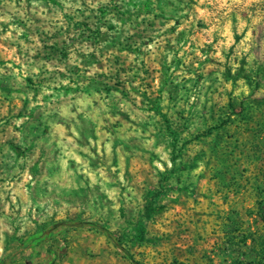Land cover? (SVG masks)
<instances>
[{
	"label": "rangeland",
	"instance_id": "374dc122",
	"mask_svg": "<svg viewBox=\"0 0 264 264\" xmlns=\"http://www.w3.org/2000/svg\"><path fill=\"white\" fill-rule=\"evenodd\" d=\"M0 264H264V0H0Z\"/></svg>",
	"mask_w": 264,
	"mask_h": 264
},
{
	"label": "trees",
	"instance_id": "16d2710c",
	"mask_svg": "<svg viewBox=\"0 0 264 264\" xmlns=\"http://www.w3.org/2000/svg\"><path fill=\"white\" fill-rule=\"evenodd\" d=\"M152 202L149 200L148 203H146V208L151 209L152 211L156 210V207L151 204ZM96 228H99L98 226H95Z\"/></svg>",
	"mask_w": 264,
	"mask_h": 264
}]
</instances>
